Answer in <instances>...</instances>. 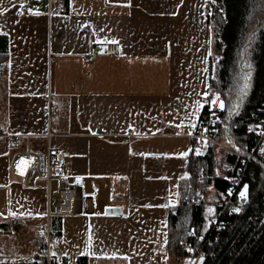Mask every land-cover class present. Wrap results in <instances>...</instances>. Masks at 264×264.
<instances>
[{"label": "crops", "instance_id": "obj_1", "mask_svg": "<svg viewBox=\"0 0 264 264\" xmlns=\"http://www.w3.org/2000/svg\"><path fill=\"white\" fill-rule=\"evenodd\" d=\"M207 1L0 0V225L28 227L25 256L53 209L54 178L81 176L97 208L61 217L54 263L169 264L168 215L196 151L186 135L213 92ZM104 44L119 53L84 57ZM193 103L201 108L189 116ZM46 151L70 155L49 196L42 181L25 187L9 172L18 155Z\"/></svg>", "mask_w": 264, "mask_h": 264}, {"label": "trees", "instance_id": "obj_2", "mask_svg": "<svg viewBox=\"0 0 264 264\" xmlns=\"http://www.w3.org/2000/svg\"><path fill=\"white\" fill-rule=\"evenodd\" d=\"M214 2L207 18L213 26V52L217 57L211 65L210 87L215 92L212 96H218L217 102L224 104L216 124L218 139L230 143L234 153L248 155L257 140L253 120L264 116V0ZM6 46L5 38L0 37V63ZM248 65L251 76L247 94L240 95ZM203 150L201 154L195 149L191 151L179 202L168 215L169 254L175 264H183L189 256L180 245L189 241L193 255L203 249L197 264H264V158L255 156L245 164L229 153H224L220 160L221 150L214 145ZM238 169L243 170L241 179L248 184V201L240 214L221 216L219 239L204 245L212 219L227 198ZM209 190L213 191L211 199ZM60 219L51 220L55 237L60 234ZM1 226L7 227L5 223ZM190 231L197 240L187 238ZM36 237V250L30 256L40 255L42 241ZM77 264H87L86 257H79Z\"/></svg>", "mask_w": 264, "mask_h": 264}, {"label": "built area", "instance_id": "obj_3", "mask_svg": "<svg viewBox=\"0 0 264 264\" xmlns=\"http://www.w3.org/2000/svg\"><path fill=\"white\" fill-rule=\"evenodd\" d=\"M50 3H55L56 0H49ZM214 0H208L205 5L204 16L209 17L212 9L215 6ZM27 12V8L22 6L16 12L21 16ZM85 32L88 35H92L90 28H85ZM119 53V47L116 44H104L101 46H95L90 52H88L85 58H94L97 56H109ZM52 57L49 56V62L52 61ZM56 110L55 105L48 107V112H54ZM221 108L219 103L213 104L210 100L202 111L199 120L195 125V130L191 135H186V128L184 126L179 128V135H186L195 140V147L198 149H204L209 145H218L219 131L216 127ZM255 131L258 136L256 145L253 152L259 155H263L261 149L264 148V116L256 117L253 120ZM184 135V136H185ZM49 136V135H47ZM43 157V168H39V159L37 156H30L29 154L18 155L9 166L10 175L16 179H19L23 186L36 189L38 182L42 181L45 184L46 195L49 196L50 182L53 179L52 172L64 166L67 159L70 158L68 153H50L46 151ZM241 163L247 164L249 157L238 156ZM242 169H238L236 177L232 180V187L229 196L224 200L220 207L219 215L213 220L210 226L209 235L204 240V245H210L214 240H218L222 231L223 222L220 217L223 215H238L242 211L244 205L248 201V184L243 182L241 175ZM57 184V190L53 198V209L46 208L44 223L37 231V236L42 241L40 255L36 256H22V257H3L0 256V262L2 264H54V260L51 255L50 248L55 245L56 237L52 230L51 220L55 217L62 216H76L78 214L94 212L97 208L98 197L95 192L85 193L83 192V178L81 176L65 177L57 176L54 178ZM246 189V200H242L239 193L244 187ZM239 209V211H234ZM187 238L197 240L191 231L187 232ZM181 248L192 255V244L187 241L182 243ZM203 254V249L191 256L190 264H196L199 257Z\"/></svg>", "mask_w": 264, "mask_h": 264}, {"label": "rangeland", "instance_id": "obj_4", "mask_svg": "<svg viewBox=\"0 0 264 264\" xmlns=\"http://www.w3.org/2000/svg\"><path fill=\"white\" fill-rule=\"evenodd\" d=\"M216 58L217 57L215 56V58L213 59L214 63H215L214 60ZM218 145L219 146H215V147H217L218 149L221 150V152L219 153V157H220L219 159L220 160H221L222 155H224V153H227V152L234 153L232 151L230 143H228V142L225 143V142L218 140ZM203 151L204 150L196 148V152L199 154L203 153ZM234 154H236V153H234ZM238 155H240V154H238ZM228 169L231 170V167H228ZM207 194H208V198L211 199L213 196V191L209 190ZM28 230H29L28 227H25V228L18 231V229L16 230L15 227H13V226L4 227V226L0 225V255L1 256H10V255H13V256L24 255L25 256L27 254L29 255L30 253H28L29 251L27 250V247H26L27 241L29 239V236H27L28 234L26 235ZM56 244L57 243H55V245ZM55 245H53L50 248L51 255L53 253V249H54ZM169 259H170L169 264H175L174 260L172 258H169ZM74 260L75 259H72L71 257H69L68 264H75ZM54 264H58V262L56 261V263H54ZM183 264H189V259L188 258L185 259L183 261Z\"/></svg>", "mask_w": 264, "mask_h": 264}, {"label": "snow or ice", "instance_id": "obj_5", "mask_svg": "<svg viewBox=\"0 0 264 264\" xmlns=\"http://www.w3.org/2000/svg\"><path fill=\"white\" fill-rule=\"evenodd\" d=\"M7 10H8V9L5 8V9L0 10V11H4V12H6ZM36 14H38V13H36ZM112 43H116V41H112ZM247 67L249 68V71L243 76V81H244V83L239 87L240 95H246V94H247V89H248V86H249L248 81H249L250 76H251V71H250V69H251V65H248ZM218 100H219V97L216 96V95H213V96L211 97V101H212L213 104H216ZM185 107H187V105H185ZM192 107H193V109H194V112H193V113H189V114H188L189 116H192V115H194L195 113H198V112L200 111L201 105H200L199 103H193ZM219 107H220V108H223V107H224V104H223L222 102H220ZM180 126H181L180 124H177V125H176V127H180ZM251 130H252V129H249V131H251ZM189 135H191V132H189ZM261 152L264 153V148L261 149ZM180 155H181V156H187L188 153H187V152H184V153H181ZM246 189H247V186H245L244 189H242V190L240 191V193H239V196H240V198H241L242 200H246V198H247V195H246ZM230 192H231V190H229V193H230ZM165 207H167V205H165ZM234 211H239V209H234ZM207 212H208V213H211V212H212V209H211V208H208V209H207ZM9 215L15 217V216H16V213H15V212H9ZM21 215H23V214H21ZM29 215H30V214H29ZM54 255H55V254L53 253V256H54ZM201 259H202V258H201ZM0 264H2V262H0ZM189 264H190V262H189Z\"/></svg>", "mask_w": 264, "mask_h": 264}, {"label": "bare ground", "instance_id": "obj_6", "mask_svg": "<svg viewBox=\"0 0 264 264\" xmlns=\"http://www.w3.org/2000/svg\"><path fill=\"white\" fill-rule=\"evenodd\" d=\"M212 94H215V92H212ZM219 103V102H218ZM222 110V109H221ZM221 113V112H220ZM253 131H254V134H255V136H256V139L258 138V136H257V134H256V131H255V126L253 127ZM219 140V139H218ZM256 142H257V140H256ZM255 145H256V143H255ZM208 147V146H207ZM255 147V146H254ZM198 149V148H197ZM205 149V148H204ZM254 149V148H253ZM253 149L251 150V152L248 154V155H238V154H234V153H232V152H227V153H229V154H231V155H234L237 159H239V157L238 156H244V157H249L250 155H251V159H250V161L255 157V156H259V157H263L264 158V156L263 155H259V154H257L256 152H253ZM201 150H203V149H201ZM249 161V162H250ZM248 162V163H249ZM232 183V182H231ZM231 189V188H230ZM229 189V190H230ZM229 190H228V196H229ZM219 215V212L217 213V216ZM217 216H215L213 219H212V222H213V220L217 217ZM212 222H211V224H212ZM188 254V253H187ZM188 256H189V262H190V258H191V256H194L193 254L191 255H189L188 254ZM197 264V263H196Z\"/></svg>", "mask_w": 264, "mask_h": 264}, {"label": "water", "instance_id": "obj_7", "mask_svg": "<svg viewBox=\"0 0 264 264\" xmlns=\"http://www.w3.org/2000/svg\"><path fill=\"white\" fill-rule=\"evenodd\" d=\"M38 159H39V168H40V170H42V168H43V157L42 156H39L38 157ZM107 213H119L120 212V210L119 209H116V208H110V209H107V211H106Z\"/></svg>", "mask_w": 264, "mask_h": 264}]
</instances>
